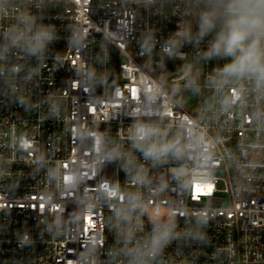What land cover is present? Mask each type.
<instances>
[{
    "label": "built area",
    "instance_id": "1",
    "mask_svg": "<svg viewBox=\"0 0 264 264\" xmlns=\"http://www.w3.org/2000/svg\"><path fill=\"white\" fill-rule=\"evenodd\" d=\"M17 3L57 39L42 61L18 48L0 60V264H127L105 184L141 194L137 238L150 217L174 219L175 238L153 264H264V116L253 118L264 100L228 104L230 86L207 87L223 63L198 55L210 37L165 50L181 27L195 31V0ZM12 23L0 21V45ZM187 65L199 70V92L185 87ZM136 120L167 127L184 155L145 161L128 139ZM100 133L145 166V184L123 159L101 162Z\"/></svg>",
    "mask_w": 264,
    "mask_h": 264
},
{
    "label": "clouds",
    "instance_id": "2",
    "mask_svg": "<svg viewBox=\"0 0 264 264\" xmlns=\"http://www.w3.org/2000/svg\"><path fill=\"white\" fill-rule=\"evenodd\" d=\"M196 30L191 24L181 27L175 36L169 39L171 53L184 44H193L199 48L206 37L207 49L198 53L202 59L223 61L214 66L207 77V87L217 92L229 87L226 103L234 98L244 99L253 95L257 100H264V0H195ZM14 19L3 33L4 44L0 45V60L10 48H18L28 56L43 60L45 52L57 35L54 26L37 24V17L27 9H21L17 0H0V21ZM144 52L151 53V46L145 42ZM13 72L19 68L14 67ZM184 79L185 87L199 92L197 83L199 70L192 73V65H187ZM235 92L233 96L232 92ZM23 102V101H21ZM264 111L257 109L253 118L259 120ZM128 139L131 149L141 153L145 161L153 166L166 163L170 158L179 159L186 151V145L168 138V128L152 120H136L131 126ZM101 162L123 159L125 171L134 169L133 177L137 184L147 182V170L143 164L136 163L131 151L123 152L119 146L107 147L104 135L97 134ZM78 177L73 175L69 183H75ZM104 199L113 197L118 206H113L118 236L123 247L120 252L127 258V264H153L175 238L176 224L173 218H151V231L137 238L136 233L143 231L141 217L146 213V205L139 192L121 193L118 185H102L99 189ZM206 222V221H205Z\"/></svg>",
    "mask_w": 264,
    "mask_h": 264
},
{
    "label": "trees",
    "instance_id": "3",
    "mask_svg": "<svg viewBox=\"0 0 264 264\" xmlns=\"http://www.w3.org/2000/svg\"><path fill=\"white\" fill-rule=\"evenodd\" d=\"M192 20H193L192 24L194 25L195 30H196V24H195V21H196V14H195V16L192 18Z\"/></svg>",
    "mask_w": 264,
    "mask_h": 264
}]
</instances>
